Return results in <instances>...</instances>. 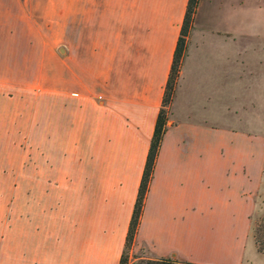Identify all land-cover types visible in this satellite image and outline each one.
<instances>
[{
  "label": "crops",
  "instance_id": "obj_1",
  "mask_svg": "<svg viewBox=\"0 0 264 264\" xmlns=\"http://www.w3.org/2000/svg\"><path fill=\"white\" fill-rule=\"evenodd\" d=\"M244 2L198 0L130 262L262 264ZM186 3L0 0V264H118Z\"/></svg>",
  "mask_w": 264,
  "mask_h": 264
},
{
  "label": "rangeland",
  "instance_id": "obj_2",
  "mask_svg": "<svg viewBox=\"0 0 264 264\" xmlns=\"http://www.w3.org/2000/svg\"><path fill=\"white\" fill-rule=\"evenodd\" d=\"M244 17L246 31V87L242 99L246 103V112L238 123L245 128L264 134V0H244ZM1 140V139H0ZM13 138H6V153L0 152V160L12 164L20 159H28V154L15 151ZM1 143V141H0ZM2 143L0 144V148ZM1 151V150H0ZM12 168H0V216L5 211L12 210L14 185L12 183ZM259 213L264 212V191L258 198ZM257 217L253 218L255 223ZM264 264V258L258 257Z\"/></svg>",
  "mask_w": 264,
  "mask_h": 264
},
{
  "label": "trees",
  "instance_id": "obj_3",
  "mask_svg": "<svg viewBox=\"0 0 264 264\" xmlns=\"http://www.w3.org/2000/svg\"><path fill=\"white\" fill-rule=\"evenodd\" d=\"M197 4L198 0H187L186 3L180 32L177 37L173 53L171 67L165 83L161 106L156 116L149 148L147 151L141 179L137 190V195L134 202V207L129 221L124 242V249L121 253L118 264H197L194 262L182 261L169 257L141 259L136 263L130 262V250L135 241V236L140 221L144 199L148 191L149 182L153 175L154 165L161 144V140L163 134L167 129L169 105L173 99L175 85L179 76L181 61L185 54L186 38L192 26L193 16L196 11ZM252 237L257 251L264 255V213L258 216L256 222L254 223Z\"/></svg>",
  "mask_w": 264,
  "mask_h": 264
}]
</instances>
